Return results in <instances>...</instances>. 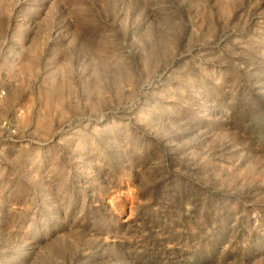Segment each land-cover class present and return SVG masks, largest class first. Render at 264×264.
<instances>
[{
    "label": "rangeland",
    "instance_id": "rangeland-1",
    "mask_svg": "<svg viewBox=\"0 0 264 264\" xmlns=\"http://www.w3.org/2000/svg\"><path fill=\"white\" fill-rule=\"evenodd\" d=\"M0 264H264V0H0Z\"/></svg>",
    "mask_w": 264,
    "mask_h": 264
},
{
    "label": "built area",
    "instance_id": "built-area-1",
    "mask_svg": "<svg viewBox=\"0 0 264 264\" xmlns=\"http://www.w3.org/2000/svg\"><path fill=\"white\" fill-rule=\"evenodd\" d=\"M4 95V92L1 91L0 92V97H2ZM0 129L5 131L6 133H14V131L11 129V126L8 122L3 121L0 123Z\"/></svg>",
    "mask_w": 264,
    "mask_h": 264
}]
</instances>
